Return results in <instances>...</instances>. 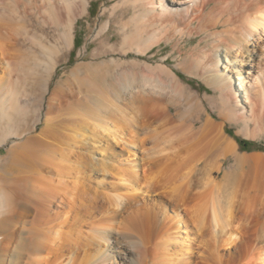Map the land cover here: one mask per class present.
<instances>
[{"label": "bare ground", "instance_id": "bare-ground-1", "mask_svg": "<svg viewBox=\"0 0 264 264\" xmlns=\"http://www.w3.org/2000/svg\"><path fill=\"white\" fill-rule=\"evenodd\" d=\"M130 1L142 11L123 23H133L123 53L145 54L176 35L210 41L197 68L219 93L221 121L171 114L185 93L165 64L141 65L153 76L119 62L103 87L90 64H77L50 88L90 0H0V146L12 147L0 174V264H48L54 248L61 260L67 249L75 255L91 245V264H264V166L239 152L224 118L232 112L247 132L264 130V0ZM144 24L163 35L139 41ZM34 98L43 114L27 111ZM80 188L114 217L140 203L146 211L120 232L103 221L71 240L65 228L84 203H76ZM156 196L171 206L155 204ZM259 216L252 238L242 239L240 227ZM240 246L236 263L226 261Z\"/></svg>", "mask_w": 264, "mask_h": 264}, {"label": "rangeland", "instance_id": "rangeland-1", "mask_svg": "<svg viewBox=\"0 0 264 264\" xmlns=\"http://www.w3.org/2000/svg\"><path fill=\"white\" fill-rule=\"evenodd\" d=\"M123 1L124 0H90V6L87 8V13L80 17L75 24L73 32L74 45L72 49L66 53L63 60L58 64L52 74L51 80L49 81L50 88L54 86L64 72H70L77 64H90L92 67L89 68L88 73L91 74V79L93 78L95 83L102 87L107 83V81L104 80V74L106 72H113L117 67L116 64L119 62H122L125 65L128 64L126 65L127 69H130L129 63L131 62L139 64V67L141 65H144L145 67L147 64L148 66L152 65L151 67H156L158 64H165L177 74L181 85L184 87L185 93V95H183L184 97L179 100L180 102L178 101L179 103H176V107L170 105L172 109L171 114L179 117L182 116V114L187 113L196 117V115L199 116L200 111L204 118L211 115L216 121H221L218 117L219 111H225V108L221 103L219 93L209 86L206 80L201 76V72H199L201 69L197 68V60L201 59L204 54L209 52L208 43H210V41H205L203 35H176V38L168 42L160 41L161 43L158 44L151 42L152 47L145 54H139L133 49H130V51L127 50V53L125 54L119 49V47L124 35H129L132 32L133 23L124 28L125 30H123V23L130 22V19L131 17L133 18L134 14L142 11V7L139 5L135 6L130 0L124 5L126 2ZM115 5L118 6V8L115 7ZM113 6L115 7L114 11ZM106 25L107 29L104 31L103 27ZM145 26L146 25L144 24L140 31L139 41L143 38H147L148 35H151L152 39H157L163 35V32L156 29V27L150 28L148 25L147 27ZM49 35H52V33L49 32ZM204 46L205 48H203ZM143 70L148 75L154 74V71L150 72L142 66L137 69L136 67L133 68V71L135 72H143ZM160 78L167 81V77L163 73H160ZM107 80L109 83L114 81L112 77L107 78ZM231 80L233 87H238L239 82L237 80L235 81L233 78ZM237 87L235 88L236 90ZM234 88L233 90L235 91ZM235 93L238 100L240 102L241 100L243 101L242 92ZM38 104V99H31L27 105V111H37L36 109L38 107V109L41 108L40 111L43 114L45 111V103H43L44 105L41 107ZM231 113L232 112H228L224 117L225 128L226 131H228V135L231 137L235 136L238 140L242 139L248 141L246 147H238L239 152L247 156H258V159L261 161H259V166H264V130L256 131V133H254L255 131L252 133L251 131L247 132L243 123L241 121H235V118ZM38 127H40V125H38ZM205 142L206 141L204 140L202 144ZM11 148L12 147L9 144L0 146V174H3L4 172L7 164L8 151ZM118 149L121 150L120 148ZM231 166H233V161L229 159L225 165L226 170ZM27 175L28 174L23 175V180H25ZM22 183L25 184V182ZM81 190L82 189L80 188L78 195H75V199L77 201L76 203H78V201H83L84 203L81 206V210L76 214H72V219L70 220L68 227L65 228V232L68 235L70 234L72 236L70 239L74 241L78 239L76 231L79 230L84 232V235H89V230L96 225L95 223L99 224L100 222V224H102L103 221L104 223L113 221V223H115V225H113L114 230L120 232L125 227L130 226L132 220L134 221L137 216L146 211L144 205L140 203V206L138 207L139 209L130 207V209L127 208L128 210L125 209L126 211L124 213L114 217L113 215L115 212L112 210L113 207L111 208V206L109 207L108 204H104L101 201L98 202V200L94 199L91 195H89V199H85V196H83L84 193ZM80 191L82 193H80ZM155 198V204L171 206L164 197L156 196ZM34 209L35 208L31 207L29 211V215H32V217L36 215V212L34 214ZM261 221L262 218L260 216L253 218L247 231L246 229H243V227H240L241 236H243L242 239L252 238L247 235H250L251 233L249 232L259 226ZM239 225L242 226V223L240 222ZM81 240L82 239L80 238L79 241ZM197 240L200 242L202 238L200 237ZM195 246H198V244ZM30 250L36 253L34 247H31ZM95 251L96 248L92 245L83 249L79 247L75 255H72V252L67 249V251H64V258L60 260L57 251L54 248V256L49 258L48 264H91L90 258L94 255ZM241 251L242 247L240 246L236 253L233 251L226 252V261L231 260V262L236 263V260L232 257L234 255L237 256ZM195 252H197V250H195ZM222 252L225 253V251H221L219 255H224ZM232 254L234 255L232 256ZM46 255L48 256V254ZM71 257H73L72 260Z\"/></svg>", "mask_w": 264, "mask_h": 264}, {"label": "trees", "instance_id": "trees-1", "mask_svg": "<svg viewBox=\"0 0 264 264\" xmlns=\"http://www.w3.org/2000/svg\"><path fill=\"white\" fill-rule=\"evenodd\" d=\"M78 46V45H77ZM226 134L228 135V131H226ZM229 136V135H228ZM230 138H232L236 143H237V145H238V147L240 146V147H246L247 145H248V141H246V140H242V139H236V137L235 136H233V137H231V136H229Z\"/></svg>", "mask_w": 264, "mask_h": 264}]
</instances>
